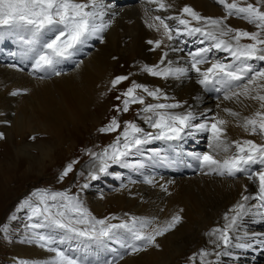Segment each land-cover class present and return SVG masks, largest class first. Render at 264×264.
<instances>
[{
	"label": "bare ground",
	"instance_id": "6f19581e",
	"mask_svg": "<svg viewBox=\"0 0 264 264\" xmlns=\"http://www.w3.org/2000/svg\"><path fill=\"white\" fill-rule=\"evenodd\" d=\"M163 2L170 7L161 10L158 3H150L149 0H132L122 5L118 4L117 0H101L104 5L102 22L108 24V27L100 33L103 40L93 37L85 44L79 45L69 57L71 64L64 68V71L59 72V75L46 76L47 71L36 69L33 60L31 65L33 70L24 69L19 63L20 61L11 53V48L9 49L11 56L9 54L4 57L0 55V135L10 139L7 125L12 123L11 125L16 128L18 134L16 143L22 142L26 149L29 143L24 142L25 135H22L24 129L40 125L42 129L53 134L52 130L58 128L62 121L76 122L80 120L90 103L99 98H102L107 109L105 115L107 117L113 112V98L118 96L120 99L124 98L122 94L132 85V83L129 85L125 80L113 87L111 81L117 76L131 74L134 78L146 83L148 89L159 88L163 94L159 100L163 103L181 105L174 109H167V111L174 114L192 112L195 119L191 123L194 127L186 128L181 133V139L184 140L186 137L192 136L196 145L205 141L206 149L201 154L207 152L217 159L223 160L236 152L235 142L242 143L244 140H253L257 144H264V137L258 134L253 135L241 126L245 117H250L259 110V103L251 99L250 96L240 95L237 97L233 95L234 92L241 91V87L238 85H247L252 89V95L257 92L264 94V89L259 87L264 81H257L255 85H251L247 80L257 69L258 71L264 70V61L259 59L245 61V64L252 67L253 72L248 73L241 81H233L231 87L220 83H213L205 87L198 83L199 76L194 71H189L186 76H169L166 79L142 71L145 65L152 67L160 64L161 55L165 51L168 52V56L165 59V64L160 65L161 68L168 66L169 61L173 68H190L191 53L202 48H210L213 44V41L206 39L201 33L189 35L184 31L183 26L178 24L175 17L188 19L191 27H201L205 31L211 30L203 22L198 23L187 14H183L182 9L185 6L191 7L198 14L207 17L222 18L226 15L225 8L217 0H163ZM228 2H232V0H228ZM156 16L172 17L166 19V23L172 28H180L181 35L168 41L163 36L162 26L159 31L150 28L148 26L150 23L159 25V21L154 20ZM236 17L238 18V16ZM97 22L100 23L101 20ZM226 22L233 29L248 32L257 31L248 30L249 27L241 19L233 22V18L228 17L225 19V24ZM18 34L17 36L11 32L9 37L10 39L19 36L20 38L21 36L28 37L27 33L19 32ZM51 35V33L48 34L46 39ZM173 35L175 36V33ZM94 38L99 39L98 44L93 41ZM160 39L163 40L160 48H155L154 44L148 43L149 40ZM224 39H228V37H224ZM20 43L22 54L26 56L24 54L26 46L22 44V41ZM5 50L0 47V53L3 54ZM207 57L209 63L200 65L201 69H206L210 66V62L214 61L233 64L235 67L242 66L241 62L234 60L230 53L215 48H211ZM12 59L19 62L14 63ZM48 71L52 73L51 69ZM208 88L213 89V93H210ZM13 93L16 94L13 95ZM230 94L234 102V112L239 115L232 116V119L228 116L230 122L227 129L230 133L224 135L228 152L214 151L209 147L211 134L197 130L195 125L203 123V119L215 113L216 119H225L228 112L223 111L220 107L217 108L215 100L221 99L224 95L229 97ZM129 111H131L130 106L127 112ZM138 126L145 132L155 133L157 131L151 128L145 119L139 120ZM30 131L36 132V129ZM177 140H150L141 145L139 150L133 148L131 154L122 157V166H129L130 170L133 168L126 179L130 183L123 182L124 185H122L119 194L109 198L118 201V204L115 209H112L115 212L112 217L115 219L110 217L111 222L107 221V223L127 222L131 224L132 218L147 220L151 223L143 229L145 233L155 227L165 225L174 215H180L182 219L175 228L156 238L159 247L150 246L144 251L132 253L130 249L120 247V242L116 240L104 239L100 242L84 238L64 240L65 233L56 229L57 233H51V235L55 236V240H59L61 250L65 245H68L67 243L62 245L64 241L72 244L77 243L73 248V253L82 258L84 264H106V262L155 264L156 261L158 264H178V260L180 261L183 257L199 254L197 253L199 248L205 249V252L208 253L207 256L200 255L198 257L205 264H254L252 255L259 251L256 250L257 248H253V244L264 240V225L262 224L264 223V207L261 206L262 202L258 199V176L255 175L256 179L247 178L245 174L250 170L248 166H245L247 172L237 173L235 176L220 175L217 171L201 165V162L196 159V154H200L197 149L191 152H182L179 143V146L171 144ZM22 149L24 148L14 145L10 140L4 146L3 156L7 158L12 152L19 154L18 152H22ZM71 150L58 149L51 161V168L55 169L63 160L70 158ZM121 150H123L122 147ZM132 156H136L138 159L134 161L133 158H130ZM125 157H129V159ZM117 164L110 161L107 170L103 173L99 172L100 165H97L92 173L99 176L104 175L110 167ZM18 167V164H12L11 168H2L4 175L0 176V191L1 189L5 190V183L10 180L9 173ZM132 174L139 176L137 182L130 181L134 180L131 178ZM113 176L121 177L120 174ZM3 195L0 201V214L12 196L4 193ZM242 195L250 196V199L243 201ZM80 196L86 197L85 192L81 191ZM238 202L243 203L245 208L240 215H237L236 222L233 224L235 230L231 232L230 228L228 229L231 242L228 246H224L222 242L217 241L219 232L216 235H208V230L214 226L221 230L224 229L229 222L225 220V215L229 217V220L233 215H236L232 209ZM94 205L98 210L101 209L99 203L94 202ZM14 217L13 214H9L6 222L11 223ZM248 217H253L255 220L253 229L251 227L249 230L244 229L245 227L242 228ZM117 234L121 240L130 235L126 229L117 230ZM213 241H217L219 247ZM136 243L137 246L143 247L141 242ZM248 243L252 244L251 248L236 246ZM28 246V244H23L22 247L15 248L11 259L19 264H50L55 259V252L49 249H57L58 244L53 243L41 247L40 244L34 242L32 246ZM83 247L86 249L79 254V249ZM90 247L91 250L88 251ZM258 247L260 250H264V244L259 243ZM93 249L95 254L92 255ZM102 249L103 253H101ZM187 249L190 252L184 253ZM162 253L168 255L163 261H161ZM261 254L264 258V253Z\"/></svg>",
	"mask_w": 264,
	"mask_h": 264
},
{
	"label": "snow or ice",
	"instance_id": "6c2138e0",
	"mask_svg": "<svg viewBox=\"0 0 264 264\" xmlns=\"http://www.w3.org/2000/svg\"><path fill=\"white\" fill-rule=\"evenodd\" d=\"M149 2L158 3L161 10L170 7L163 0H149ZM217 2L225 8L227 16H238L255 25L257 31L248 32L241 29H233L225 24L226 17H202L191 7L185 6L182 9L183 14H187V16H190L192 20L198 23L203 22L211 30L205 31L201 27H191L188 19L175 17L178 24L182 25L184 31L189 35L201 33L206 39L213 41V44L210 48H202L195 53H191L190 68H173L170 66V61L168 66L161 68L160 65L165 64V59L168 56V52L165 51L161 55L160 64L152 67L145 65L142 71L165 79L169 76H186L189 71H194L199 76L198 83L205 87L213 83L231 87L233 81H241L248 73L253 72L252 67L244 62L251 59L264 61V37H262V33H264V11H261L258 6L251 3L246 6H239L237 0H232V2L217 0ZM103 7L101 0H0V29L27 33L28 37L26 39L21 36L22 44L26 46L24 54L34 61L36 69H51L53 74L59 75L60 73L55 71V66L70 57L79 45L85 44L93 37L103 39L100 33L108 27V24L102 22ZM171 18L156 16L154 20L159 21V25L150 23L148 26L155 28L157 31L162 26L163 36L168 41H172L181 35V29L172 28L166 23V19ZM98 20H101V22L98 23ZM50 33L52 35L45 39L44 37ZM173 33H175V36ZM224 37H228V39H224ZM241 38H247L252 43L240 44ZM233 41L235 44L232 43ZM162 42V39L148 41L149 44H154L155 48H160ZM211 48L230 53L234 60L241 62L242 66L235 67L233 64L214 61L210 62V66L206 69H201L200 65L209 63L207 53L211 51ZM127 79V76H117L111 81L112 86L115 87ZM257 81H264V70L255 71L248 78V84L255 85ZM238 87H241V91L234 92L233 95L237 97L240 95L250 96L251 99L259 103V110L254 112L252 116L245 117L241 126L245 131H249L253 135L258 134L264 137V94L257 92L252 95V89L247 85H238ZM259 87L264 89V83H261ZM138 89L156 100H159L163 95L159 88L150 90L144 85L133 82L122 94L125 97L123 100L124 112L129 110L130 103H145L144 97L137 95ZM15 94L13 93V95ZM117 99H120V97L118 96ZM180 106L178 103L147 104L142 111L151 113V115L144 117L145 122L157 131L155 133L145 132L136 123L127 122L114 144L110 146L112 149L111 154H109L108 149L99 154L98 158L101 161L99 172L103 173L107 170L108 160L119 163L122 157L131 154L133 148L139 150L141 145L148 143L150 140L180 139L181 133L186 128L194 127L191 121L195 119L192 112L174 114L167 111V109H174ZM117 111H120V109L118 108ZM227 111L232 116L239 115L231 110ZM213 120L214 122L212 123H200L195 125V127L199 131L211 134L210 148L214 151L228 152L229 149L224 140L225 129L223 127L226 121L215 118ZM119 128L120 122L113 118L100 131L115 132ZM121 137L123 138V150L119 147ZM0 138L3 137L0 136ZM235 143L236 152L223 160L217 159L214 155L207 152L203 154L197 153L196 159L201 162L202 166H207L210 170L217 171L220 175L227 174L229 176L247 172L246 165L256 163L264 165V144H257L253 140ZM92 155L97 156L95 153ZM72 167V164L67 165L60 176L61 180L72 171ZM90 175L93 180L97 179L95 173H90ZM255 175L258 176L259 180L258 199L262 202L261 206L264 207V169L255 173ZM249 179H252L251 175H249ZM83 187L87 188L88 185L85 184ZM32 196L38 197V203L33 204L32 201L26 199L20 205L21 208H31L33 217H42L39 223L31 225L32 228L60 229L65 233V239L84 238L96 242L104 239L109 241L116 240L120 242V247L130 249L132 253L144 251L150 246L159 247L156 238L175 228L182 219L180 215H174L165 225L155 227L150 232L145 233L143 229L150 225V221L132 218L131 224L127 222L120 224L107 223L106 219L94 217L76 196L69 195L66 191H39L33 192ZM249 199L250 196L242 195L243 201H248ZM244 208L245 205L238 202L232 209L236 215H233L230 220L225 215V220L229 222L224 229H213L208 235H216L219 232L217 241L222 242L224 246H228L231 242L228 229L233 226L237 215H240ZM111 219H115V217ZM119 229H126L130 235L121 240V237L117 234ZM33 237L34 240H29L28 242L38 243L41 247L56 243L55 236L51 234L33 233ZM217 241H213V243H216L217 247H219ZM136 242H141L143 247L137 246ZM259 243L264 244V240L259 241ZM236 246L251 248L252 244H238ZM49 250L55 252V259L50 264H84L82 258L75 256L72 249L67 250V252L59 249ZM207 255V252H201V256ZM106 264H114V262H106Z\"/></svg>",
	"mask_w": 264,
	"mask_h": 264
},
{
	"label": "rangeland",
	"instance_id": "374dc122",
	"mask_svg": "<svg viewBox=\"0 0 264 264\" xmlns=\"http://www.w3.org/2000/svg\"><path fill=\"white\" fill-rule=\"evenodd\" d=\"M129 1L132 0H117V3L122 5L123 3ZM237 2L239 6H246L248 3H251L255 6H258L261 11H264V0H237ZM199 15L202 17H207L202 14ZM225 17L233 18V22L241 19V21L246 23L247 27H249L248 30H257L255 25L248 23L246 20L240 17L237 18L236 16H227V13ZM226 25H229L228 22H226ZM0 30V36H4L0 37V47L6 49L5 52L3 54L0 53V55L2 57L6 56L7 54L11 56V53H13V56H15L20 61L19 62L16 59H12L14 63L19 62L24 69L29 71L33 70L31 68L32 59L22 54L20 36L10 39L9 36L12 31H9L7 29ZM12 33L17 36L19 35V32ZM46 37L47 36H45L44 38L46 39ZM262 37H264V33H262ZM24 38L26 39L27 37ZM93 41L96 44L99 43V39L97 38H94ZM233 43L235 44L234 41ZM248 43H252V41L247 38H241L240 44ZM10 48L11 53L9 52ZM70 64V58L68 57L62 60L60 64L55 66V71L57 70L56 72H62L64 71V68H67ZM44 70L47 71L46 76L55 75L53 73H50L51 71H48V69ZM127 77L128 79L126 80V82L129 85L130 83L135 82L147 87L146 83L141 82L137 78H134L131 74H129ZM208 91L210 93H213V89L211 88H208ZM137 95L143 96L145 103H130L129 106L131 107V111L129 112L123 111V100L125 99V97L122 99H117V97H114V101L112 100L113 112L111 113V115H107L106 117L105 115L107 114V109L104 106L102 98H99L94 99L90 103L88 109H85L84 114L82 115V118L80 120L76 122H73L71 120L62 121L58 128L52 130L54 132L53 134H50L42 129L40 125L29 127L30 129L26 128L22 131V135H25L24 142L29 143L26 149L24 147L25 145L22 142L16 143V137L18 135L16 133V128L11 125L12 123L7 125L11 137L10 139H7L8 137L6 136H2L3 138H0V176L4 175L2 173V168H11L12 164H18L19 167L15 171L9 173L10 180H7L8 182L5 183V190L1 189L0 191V201L4 196L3 193L12 195L10 197V200L2 208L0 214V264H19L17 261L11 259L13 251L16 250L15 248L22 247L23 244H28V247L32 246L34 242L29 243L28 241L34 240L33 233L44 235L57 233L56 229H34L31 227V225L39 223L42 220V217H33L31 214V208H21L20 205L26 199L32 201L33 204L38 203V197L32 196L33 192L66 191L69 195L76 196L82 202L83 206L87 208L88 211L97 219H106V221L111 220L110 217H112V215L115 213L114 211H112V209L116 208L118 201L110 200L109 198L115 194H119V191L122 190V185H124L123 182L130 183L127 182L126 179H128L127 176L130 175L131 171H133V168L130 170L128 164L126 165L129 168L123 167V159L121 158V161L117 165H114L115 167H110L108 170L109 172L107 171L104 175H97V179L95 180L91 178L90 173H92V171H94V168L101 163L100 159L98 158L99 154L103 153L105 149H108L109 154H111L112 149L110 146L114 144L117 136L120 135V132L123 131L124 126L127 122H134L138 125L139 120H144V117L146 115H151V113H144L142 111L147 104L163 103L161 100H156L139 89L137 90ZM226 97L227 96L224 95L223 97H221V99L217 98V100H215V103L217 105V108L220 107L223 109V111L228 112L226 113L227 117L222 120H226V123L223 125L225 133H230L227 129V126L230 122V118L232 119V115H230L229 111L227 110H231L232 112H234V102L231 94L229 95V99H227ZM118 108L120 109V111H117ZM113 118H116L120 122V128L115 132H101L100 129L107 126ZM213 118L216 119V113L212 116H209L208 118L203 119V121L205 123H212L214 122ZM31 129H36V132H31ZM33 137H35V139H33ZM10 140L14 145L20 146L24 149H22V152H18L19 154H17L16 152H12V154H9V156L6 158L3 156V149L4 146L10 142ZM178 143L181 146L182 152H191L197 149L201 154L206 149L205 141H201L198 143L199 145H196L197 143L193 140L192 136L186 137L184 140L180 138L177 140V142L171 144L173 146H179ZM122 144L123 138L121 137V144L119 146L120 148L122 147ZM165 147H168V145H165ZM74 148H76V150H73ZM58 149L72 150L70 158H68L67 160H63V162H61L54 169L51 168L50 164L51 161H53L54 154ZM144 152L146 153L147 151L145 150ZM93 153L97 154V156H93ZM125 158L129 159V157ZM130 158H133L134 161L138 159L136 156H132ZM110 161L113 162L112 160H108L107 164L110 163ZM68 164H72V171L69 172L63 180H61L60 176ZM246 166H248L250 170L245 175L247 176V178H249V175H251L252 179H256L257 177H255V172L264 169V165L259 163ZM114 174H120L121 177L115 178L113 176ZM131 178H134V180L130 181L137 182V178H139V176L132 174ZM85 184L88 185L87 188L83 187V185ZM81 191L85 192L87 198L80 196ZM94 202L100 204V210L95 207ZM9 214H13V216H15L11 223L6 222V218ZM254 224V218L248 217L245 219V223L242 228L245 227L244 229L249 230L252 227L253 229ZM262 224L264 225V223ZM213 229H219V227H211L208 230V233H210ZM49 230L52 231L49 232ZM233 230H235L234 226L230 228L231 232ZM56 243L58 244V247L56 248L61 250V244L59 240H56ZM66 243L68 245H65L64 248H62L66 252L69 249L74 250L73 248L77 244H72L64 241L62 245ZM258 246L259 243L253 244V248H257L256 250H258L259 252L252 255V263L264 264V258L261 256V253H264V250H260ZM84 249H86V247L80 248L79 254H81ZM90 250L91 247L88 248V251ZM202 251H205V249L199 248L197 252L199 254L183 257L182 259H180V261L178 260V264H205L203 263L204 261L202 262V259L198 258L201 255ZM189 252V249L184 251V253ZM101 253H103V249ZM93 254H95L94 249L92 250V255ZM162 256L163 257L161 258V261L165 260L168 257L166 253H162ZM155 264H158V261H156Z\"/></svg>",
	"mask_w": 264,
	"mask_h": 264
}]
</instances>
